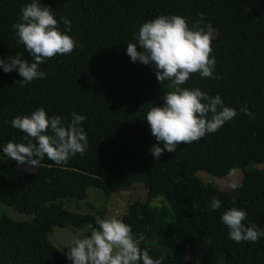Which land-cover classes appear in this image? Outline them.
<instances>
[{"label":"trees","instance_id":"obj_1","mask_svg":"<svg viewBox=\"0 0 264 264\" xmlns=\"http://www.w3.org/2000/svg\"><path fill=\"white\" fill-rule=\"evenodd\" d=\"M32 0H0V57L21 53L33 57L19 43L13 25ZM60 21H71L73 37L83 48L57 55L39 65L46 78L24 86L18 70L0 67V201L31 221L0 216V264H73L61 255L48 235L54 225L98 228L101 211L75 212L62 199H83L90 186L105 194L143 184L144 199L131 203L120 217L142 235L141 250L162 264H264V237L237 243L228 238L221 217L233 207L243 209L264 230V0H38ZM203 13V19L200 14ZM179 15L190 27L210 25L215 75L197 73L183 85L163 84L152 65L133 63L127 45L136 43L140 27L155 18ZM139 47V46H138ZM177 88H200L221 97L236 117L199 142L178 145L156 160L157 143L146 121L163 96ZM247 105L251 115L240 111ZM44 108L49 117L70 123L72 113L85 116L88 147L66 165L47 157L34 171H22L4 155L9 141L26 143V135L11 126L17 115ZM254 165V166H252ZM243 170L241 182L224 191L204 182L198 172L213 176ZM212 197L222 202L211 210ZM193 205H195L193 207ZM94 207V206H92ZM90 231L86 232V236ZM75 245V244H74ZM72 245V246H74ZM71 246V247H72ZM142 264V261H141Z\"/></svg>","mask_w":264,"mask_h":264},{"label":"clouds","instance_id":"obj_2","mask_svg":"<svg viewBox=\"0 0 264 264\" xmlns=\"http://www.w3.org/2000/svg\"><path fill=\"white\" fill-rule=\"evenodd\" d=\"M204 14L200 17L203 19ZM66 29L60 31V21L49 6H42L38 0L26 4L21 9L20 21L13 25L19 43L34 58L33 62L22 58L21 53L0 57V67L5 73L18 70L23 78L16 83L24 86L34 80L46 78L47 73L39 65L57 55H71L83 44L66 34L71 31V21L61 18ZM138 44L129 43L127 54L133 63L139 61L152 65L157 80L162 84L171 81L173 85L185 84L194 74L201 78L218 79L215 75L216 59L213 56L212 28L189 26L186 18L179 15H161L144 23L136 37ZM139 46V47H138ZM162 106H154L147 113L146 121L157 143L151 152L156 160L167 152H177L178 145L199 142L209 133H215L226 123L233 120L237 110L224 105L217 94L212 97L200 88H177L163 96ZM240 111L251 115L247 105ZM67 125L61 116L49 117L44 108L30 115H17L11 126L26 135V143L9 141L3 147L5 156L14 159L18 165L27 164L38 168L47 157L58 165H66L76 154H85L88 147L87 134L81 126L86 119L77 113L71 114ZM236 170L230 169L229 174ZM236 188L237 185H230ZM222 202L212 197L211 210L221 208ZM195 205H193L194 207ZM245 210L233 207L226 210L222 223L228 228V238L237 243L256 242L264 237L250 220ZM98 228L90 236L79 239L69 248L67 259L73 264H162L161 259H153L148 250H141L139 244L144 239L134 238L130 225L117 219L97 221Z\"/></svg>","mask_w":264,"mask_h":264},{"label":"rangeland","instance_id":"obj_3","mask_svg":"<svg viewBox=\"0 0 264 264\" xmlns=\"http://www.w3.org/2000/svg\"><path fill=\"white\" fill-rule=\"evenodd\" d=\"M212 35H215L214 30H212ZM0 158L4 159L5 157L0 155ZM256 166L260 168L264 167V165L257 164ZM16 167L22 171H34L36 169L29 167L27 164L21 166L18 165V163L16 164ZM198 176L204 182H209L224 191H232L235 188H231L230 185H238L241 182L243 170L238 168L233 174H226L223 176H213L207 172L200 171L198 172ZM134 185L133 188L121 190L120 192H113L111 194H105L101 188L90 186L87 189V196L85 198L80 200L64 198L62 199L63 206L66 209L75 212L96 213V210L101 211L102 219H109L113 216L120 219L131 203L144 199L145 190H143V184L141 182H136ZM3 215L12 220L19 221H31L33 219V215L18 212L11 206L0 201V216ZM91 229L92 226L90 225H85L82 228L54 225L48 238L57 247L61 255H63L65 249L70 248L77 240L86 238L87 231H90V235L93 231Z\"/></svg>","mask_w":264,"mask_h":264}]
</instances>
